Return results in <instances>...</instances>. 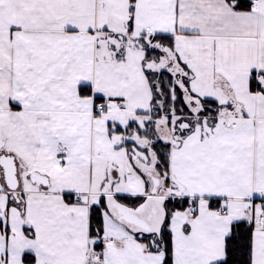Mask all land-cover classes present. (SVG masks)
I'll return each instance as SVG.
<instances>
[{"label": "snow or ice", "instance_id": "1", "mask_svg": "<svg viewBox=\"0 0 264 264\" xmlns=\"http://www.w3.org/2000/svg\"><path fill=\"white\" fill-rule=\"evenodd\" d=\"M0 264H264V0H0Z\"/></svg>", "mask_w": 264, "mask_h": 264}]
</instances>
